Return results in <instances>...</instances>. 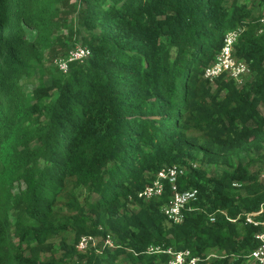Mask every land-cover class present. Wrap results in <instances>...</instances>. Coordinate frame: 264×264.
Returning <instances> with one entry per match:
<instances>
[{
	"label": "trees",
	"instance_id": "16d2710c",
	"mask_svg": "<svg viewBox=\"0 0 264 264\" xmlns=\"http://www.w3.org/2000/svg\"><path fill=\"white\" fill-rule=\"evenodd\" d=\"M257 1L256 12L245 0H0V264H163L152 244L197 264L247 263L261 226L245 214L264 220ZM236 28L249 76L210 82L204 70ZM77 45L90 55L62 72L53 60ZM171 165L188 169L176 191L197 190L180 223L161 211L167 180L137 197ZM103 233L118 247L75 248Z\"/></svg>",
	"mask_w": 264,
	"mask_h": 264
},
{
	"label": "built area",
	"instance_id": "2783aa9c",
	"mask_svg": "<svg viewBox=\"0 0 264 264\" xmlns=\"http://www.w3.org/2000/svg\"><path fill=\"white\" fill-rule=\"evenodd\" d=\"M264 22V18L261 19ZM242 29L236 28L228 30L223 37L222 45L214 60L205 68L204 78L210 82H214L220 76L232 79L237 85H241L247 79L250 73L248 63L235 56L234 45L239 37ZM90 55V50L81 45L72 48L65 58L54 59L53 64L59 70L66 72L68 63L72 61L83 62ZM192 167H197L196 162L190 163ZM188 169L185 166H165L162 167L155 175L150 184L146 185L137 193V197L143 200H149L162 194L164 181H168L172 185L174 194L162 205L161 211L168 220L173 223H180L183 219V211L191 200H195L197 195L196 189H189L182 192L175 190L176 177L183 175ZM260 179L264 183V168L260 174ZM233 186L239 187L238 182H234ZM264 210V204L260 206V210L256 214ZM252 213L245 214V221L253 225H260V231L255 235L258 242L257 246L252 250L246 264H264V220H256ZM101 230V228H99ZM118 247V242L110 233L97 235H82L75 244L77 251L83 253L89 249H93L97 253H101L103 249H114ZM145 252L147 254H166L167 259L163 264H197L199 257L193 256L188 249L176 250L174 247H163L162 245H149ZM213 256V255H209ZM208 258V257H206Z\"/></svg>",
	"mask_w": 264,
	"mask_h": 264
},
{
	"label": "rangeland",
	"instance_id": "374dc122",
	"mask_svg": "<svg viewBox=\"0 0 264 264\" xmlns=\"http://www.w3.org/2000/svg\"><path fill=\"white\" fill-rule=\"evenodd\" d=\"M247 5L252 8L254 11H259L261 10V6H259L258 4V1L257 0H245ZM26 33H27V36L29 39H32L34 37V31L30 30V29H26ZM53 63V62H52ZM239 86V85H238ZM31 88V85L27 86V89H30ZM260 110L264 113V107L261 106L260 107ZM241 160L243 161H246L247 160V157L246 156H242L241 157ZM198 165V163H196ZM223 167L219 166V167H215L213 166L210 170V172L212 174H220L221 170H222Z\"/></svg>",
	"mask_w": 264,
	"mask_h": 264
},
{
	"label": "crops",
	"instance_id": "0c3cea01",
	"mask_svg": "<svg viewBox=\"0 0 264 264\" xmlns=\"http://www.w3.org/2000/svg\"><path fill=\"white\" fill-rule=\"evenodd\" d=\"M261 106H263V107H264V105H260V107H261ZM260 107H259V109H260ZM260 111H261V110H260ZM261 113H263V112L261 111ZM263 114H264V113H263Z\"/></svg>",
	"mask_w": 264,
	"mask_h": 264
}]
</instances>
